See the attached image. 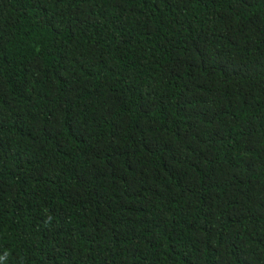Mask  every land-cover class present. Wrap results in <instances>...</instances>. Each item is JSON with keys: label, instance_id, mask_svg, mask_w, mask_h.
<instances>
[{"label": "trees", "instance_id": "trees-1", "mask_svg": "<svg viewBox=\"0 0 264 264\" xmlns=\"http://www.w3.org/2000/svg\"><path fill=\"white\" fill-rule=\"evenodd\" d=\"M0 264H264V0H0Z\"/></svg>", "mask_w": 264, "mask_h": 264}]
</instances>
